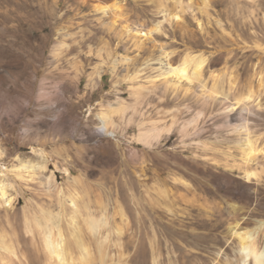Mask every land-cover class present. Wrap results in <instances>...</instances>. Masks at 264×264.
<instances>
[{
  "label": "rangeland",
  "instance_id": "374dc122",
  "mask_svg": "<svg viewBox=\"0 0 264 264\" xmlns=\"http://www.w3.org/2000/svg\"><path fill=\"white\" fill-rule=\"evenodd\" d=\"M185 55L197 77L172 74ZM46 218L65 264H84L74 224L88 264H242L229 223L264 220V0H0V264H56Z\"/></svg>",
  "mask_w": 264,
  "mask_h": 264
},
{
  "label": "bare ground",
  "instance_id": "6f19581e",
  "mask_svg": "<svg viewBox=\"0 0 264 264\" xmlns=\"http://www.w3.org/2000/svg\"><path fill=\"white\" fill-rule=\"evenodd\" d=\"M107 8V6H105ZM180 59V58H179ZM205 62V59L201 56H189L185 55L182 57L179 61V63L173 67H171L172 74L175 75L178 79H181L183 77H187V70L191 66L192 67V75L194 77H197L200 75V70ZM250 95V94H249ZM248 95V96H249ZM247 96V97H248ZM106 124V123H105ZM142 138L145 137V135L142 133L140 134ZM247 177L250 175H254V171H246ZM5 195V191L2 190V196ZM12 200L11 197L7 199L8 203H10ZM75 211H77L75 209ZM240 219L234 218L229 223V226L231 229H235L234 233L238 236V253H239V260L242 262V264H247V261L250 260L251 264H264V242L263 244L259 245L257 241L255 240L254 236H252L253 232L256 229H261L264 226V220H258L257 224L252 228H246L240 226L239 223ZM85 223L93 234H95L99 229L100 226L106 222L105 219H97L93 216H87L85 218ZM43 231V243L44 248L49 255L50 259L55 260L56 264H65V261L67 259L68 252L64 248L63 240H62V234L60 229H57V232H55L56 225L54 224V220L51 218L44 219V225L40 226ZM73 228L76 229V233H73L75 243L80 249L81 252V261L84 264H88V261L91 259V254L89 253V250L87 246L84 245L81 236H80V229L76 227V225H73ZM238 228H242L241 231L237 232ZM99 232V231H98ZM264 235V230H263ZM73 238V237H72ZM3 241V239H2ZM2 247L7 251H12L11 246H8V244H2ZM66 264H71V262H67Z\"/></svg>",
  "mask_w": 264,
  "mask_h": 264
}]
</instances>
